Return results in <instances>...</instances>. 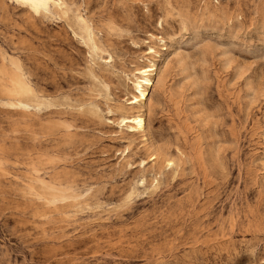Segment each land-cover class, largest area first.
<instances>
[{
  "label": "rangeland",
  "instance_id": "rangeland-1",
  "mask_svg": "<svg viewBox=\"0 0 264 264\" xmlns=\"http://www.w3.org/2000/svg\"><path fill=\"white\" fill-rule=\"evenodd\" d=\"M0 264H264V0H0Z\"/></svg>",
  "mask_w": 264,
  "mask_h": 264
},
{
  "label": "bare ground",
  "instance_id": "bare-ground-1",
  "mask_svg": "<svg viewBox=\"0 0 264 264\" xmlns=\"http://www.w3.org/2000/svg\"><path fill=\"white\" fill-rule=\"evenodd\" d=\"M37 1H40V0H37ZM150 37L154 38V36H152V35ZM152 53H154V51L148 50V53H146V54H152ZM166 64L167 63H164L163 67ZM153 72H156L155 73L156 77H158L160 74V70L157 72V70L154 68V65H150L149 67L143 68L137 72V75H142V77H144V78L143 79L135 78V80H136L135 87L139 92V97L134 98L133 103H136L138 101V98H140L139 100L146 101L147 96H145V91L149 85L152 86L149 74H151ZM147 100H149V99H147ZM122 121L124 123L131 122L135 126L133 128H135L136 130H143L145 128V120H143L142 117H140V116L132 118V120L131 119H122Z\"/></svg>",
  "mask_w": 264,
  "mask_h": 264
}]
</instances>
